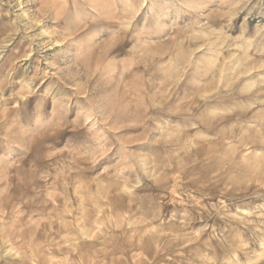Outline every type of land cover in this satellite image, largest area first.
Returning a JSON list of instances; mask_svg holds the SVG:
<instances>
[{
    "label": "rangeland",
    "instance_id": "1",
    "mask_svg": "<svg viewBox=\"0 0 264 264\" xmlns=\"http://www.w3.org/2000/svg\"><path fill=\"white\" fill-rule=\"evenodd\" d=\"M0 264H264V0H0Z\"/></svg>",
    "mask_w": 264,
    "mask_h": 264
}]
</instances>
